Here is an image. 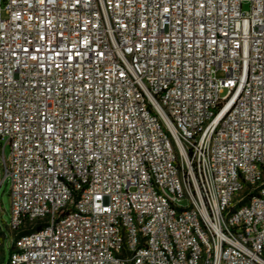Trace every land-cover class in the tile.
Returning a JSON list of instances; mask_svg holds the SVG:
<instances>
[{"label":"built area","instance_id":"1","mask_svg":"<svg viewBox=\"0 0 264 264\" xmlns=\"http://www.w3.org/2000/svg\"><path fill=\"white\" fill-rule=\"evenodd\" d=\"M0 159L9 264H264V0H0Z\"/></svg>","mask_w":264,"mask_h":264},{"label":"rangeland","instance_id":"2","mask_svg":"<svg viewBox=\"0 0 264 264\" xmlns=\"http://www.w3.org/2000/svg\"><path fill=\"white\" fill-rule=\"evenodd\" d=\"M250 2L243 3V10H250ZM5 141L3 142V145ZM6 156L10 154V147L6 146ZM4 169L0 159V179H4ZM11 181L6 178L0 188V264H8L11 254L14 250V242L19 232L10 227L11 223V197H10Z\"/></svg>","mask_w":264,"mask_h":264},{"label":"trees","instance_id":"3","mask_svg":"<svg viewBox=\"0 0 264 264\" xmlns=\"http://www.w3.org/2000/svg\"><path fill=\"white\" fill-rule=\"evenodd\" d=\"M31 229L30 228H27V229H25V230H23V231H21V232H19V234H18V237L21 235V234H23V233H27V232H29ZM18 237H17V239H18ZM16 239V240H17ZM16 242V241H15ZM15 242H14V248H15ZM14 251V250H13ZM9 264V263H8Z\"/></svg>","mask_w":264,"mask_h":264}]
</instances>
